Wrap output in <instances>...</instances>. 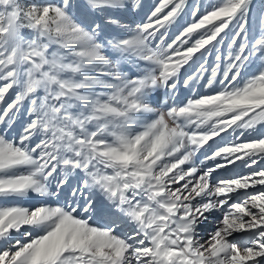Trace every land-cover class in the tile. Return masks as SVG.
Wrapping results in <instances>:
<instances>
[{
  "label": "snow or ice",
  "instance_id": "1",
  "mask_svg": "<svg viewBox=\"0 0 264 264\" xmlns=\"http://www.w3.org/2000/svg\"><path fill=\"white\" fill-rule=\"evenodd\" d=\"M260 3L157 0L134 24L140 0H0V264H264ZM202 78L221 88L177 102Z\"/></svg>",
  "mask_w": 264,
  "mask_h": 264
},
{
  "label": "rangeland",
  "instance_id": "2",
  "mask_svg": "<svg viewBox=\"0 0 264 264\" xmlns=\"http://www.w3.org/2000/svg\"><path fill=\"white\" fill-rule=\"evenodd\" d=\"M217 2H218V0H189V3L190 4H193V3L194 4H199V5L202 6V8L203 7H207L209 4H214V3H217ZM140 3H141V7L138 8L135 11V13H132L131 14L132 17L131 18H128L127 16H125V19H127V20H130L131 19L130 21L134 22V24L135 23H140L142 21H145L147 15L149 14V12L157 4V0H140ZM260 6H261L260 0H255V7L257 9H259ZM191 21H192V17L189 16L187 14V11H186L185 14L182 15L178 19V21L175 24H173L168 29V32H167V40L165 41V43L171 42V40L175 38V36L179 33V31L182 29V27L186 26L188 23H191ZM233 27L234 26L230 27L229 29H226V32L228 33L227 36H225L224 33L221 34V37H223L222 43L217 44L216 42H213L215 44V48H213L211 45L208 46V48L210 49V52L205 53L204 58L207 59V61H208V67H209V69L212 66H214V64L216 62V60H215V57L217 55L216 49H219L220 50V54H222L224 56L227 55V51H228L227 44L229 43V40H230V37H231V33H232V30H233ZM163 31H164V29H161V32H163ZM193 39H195V36L193 37ZM218 39H220V38L218 37ZM196 56L199 57L200 56V53H197ZM194 67H195V65H193L192 67H187L186 70L187 71H189L191 69L193 70ZM222 67H223V64H222ZM251 70H255V66H253V68L250 69V71ZM205 75H207V74H205ZM220 78L222 79L223 77L221 76ZM205 83H206V81L202 78L196 85H194L193 90H189V89L187 90V88H185V87L182 86L180 88V90L178 91V93H177L178 100L181 99V101H177V102H179V103H186L187 102V99H189L191 97H198L199 95H204V94H213L216 90H219L221 88V85L219 83H217V84L214 85L213 88L210 89V88L204 86ZM193 93H195V94H193ZM189 94H191L190 95L191 97H189ZM166 99H167V97H162V101L163 100H166ZM169 103H171V101H169ZM24 107L26 108L27 107V104H25ZM23 119H26V116L24 115V111L22 109L21 110V120H23ZM229 132H231V130H229ZM202 152L203 151H201V153H199V154L197 153V156L194 158L197 166L200 165V161H203L204 160V156H203ZM200 158H202V160ZM184 167L186 168L187 166H184ZM226 168L217 170L213 174L214 178L222 177L221 175L224 172V169H226ZM249 171H251V169ZM231 172H233V171H231ZM238 172H240V171H238ZM241 173H243V171H241ZM231 176H233V175H231ZM257 187H259V186H257ZM248 191H254V189H249ZM42 200H48L50 203H53V204L55 203L54 202L55 201V197H52V198L37 197V196H35V194H31L28 198L21 199V200H19L17 202L20 203V204H23L24 206H36ZM219 216H220V213L219 212H214L213 213V218L208 222V225L209 226L207 228V232H211L212 231V226H214V224L216 222L215 221V218H217ZM199 238H200L201 242H203L205 239L208 238L207 233L202 230L201 233H200V237Z\"/></svg>",
  "mask_w": 264,
  "mask_h": 264
},
{
  "label": "bare ground",
  "instance_id": "3",
  "mask_svg": "<svg viewBox=\"0 0 264 264\" xmlns=\"http://www.w3.org/2000/svg\"><path fill=\"white\" fill-rule=\"evenodd\" d=\"M147 6V5H146ZM131 12H129V13H127L126 14V16L128 17V18H131L132 16H131ZM141 18V17H140ZM144 19V18H143ZM131 20V19H130ZM129 20V21H130ZM141 21V20H140ZM188 90V89H187ZM202 93V92H201ZM193 94H195V93H193ZM191 94H189V97H191L190 96ZM195 96V95H194ZM184 97V96H183ZM192 98V97H191ZM199 154V153H198ZM199 157V156H198ZM202 157V156H201ZM201 160H202V158H200ZM234 167H236L237 168V172L236 171H234ZM234 167H230V175H234L235 173H241V171H243V173H246V171L248 170V168H246V167H243L242 166V164H241V162H236V164H235V166ZM253 167H255V166H253ZM231 171H233V172H231ZM238 171H240V172H238ZM250 172V171H249ZM55 202V201H54Z\"/></svg>",
  "mask_w": 264,
  "mask_h": 264
}]
</instances>
